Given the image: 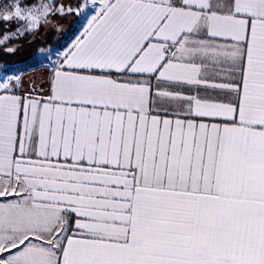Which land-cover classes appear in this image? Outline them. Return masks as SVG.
Instances as JSON below:
<instances>
[{
    "label": "snow or ice",
    "instance_id": "snow-or-ice-1",
    "mask_svg": "<svg viewBox=\"0 0 264 264\" xmlns=\"http://www.w3.org/2000/svg\"><path fill=\"white\" fill-rule=\"evenodd\" d=\"M0 264H264V0H0Z\"/></svg>",
    "mask_w": 264,
    "mask_h": 264
}]
</instances>
